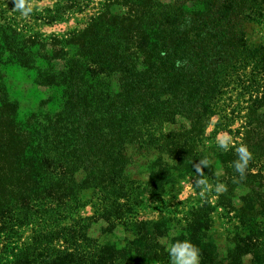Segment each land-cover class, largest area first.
Wrapping results in <instances>:
<instances>
[{"label":"trees","instance_id":"16d2710c","mask_svg":"<svg viewBox=\"0 0 264 264\" xmlns=\"http://www.w3.org/2000/svg\"><path fill=\"white\" fill-rule=\"evenodd\" d=\"M250 4L134 1L130 16L97 17L62 68L44 69L41 84L63 91L59 109L22 124L19 103L0 94V264H169L175 240L195 245L199 264L264 254L256 222L264 217V45H251L244 27L264 15ZM6 5L0 50L34 68L30 39L5 21ZM240 144L252 153L243 180L231 164ZM203 158L205 178L226 190L177 202L178 185ZM138 164L150 171L145 185L129 172ZM237 187L249 191L235 209ZM147 207L159 216L146 219ZM218 207L234 213L225 258L208 239Z\"/></svg>","mask_w":264,"mask_h":264},{"label":"rangeland","instance_id":"374dc122","mask_svg":"<svg viewBox=\"0 0 264 264\" xmlns=\"http://www.w3.org/2000/svg\"><path fill=\"white\" fill-rule=\"evenodd\" d=\"M1 1L7 3V13L4 15L5 21L12 29L21 33L22 39H30L27 46L31 50V57L35 58L34 68L21 66L10 52L3 54V51L0 50V94H9L13 100L19 103L18 121L22 124L33 113L38 114V112H44V110L55 111L60 107L63 91L61 88L41 84L44 69L54 66L62 68L68 59L75 56L78 43H80V39L77 38L78 35L102 13L130 16V13L131 15L133 13L132 10H136L133 5L134 1L137 2V0H27L33 11L27 17H23L18 10H14V0ZM157 1L162 4L174 2V0ZM249 1L250 5H253V9L250 11H260V14L264 15V0H259V3H256V0ZM252 17L253 19L244 25L247 40L251 45H264V21L259 24L261 21L258 20L259 13L252 14ZM47 99H51V102L43 105V102ZM243 122V120H238L234 127L239 128ZM212 129L213 124L208 132ZM225 136L226 134H220L218 139L224 140ZM129 172L142 185H145L150 178V171L141 164H138L136 168L132 167ZM218 172L219 178L222 180L224 178L223 168L219 167ZM192 176H188L178 185L181 192L177 202L187 199L196 201L200 196L204 198V193H214L215 183L207 180L210 187L201 192L199 188L194 186ZM221 183L225 185L223 181ZM234 191L233 203L236 209L243 206L241 197L246 195L249 190L247 187H237ZM216 199L217 196L213 195L212 200ZM142 211V215H145L146 219H156L159 216L158 211H153L148 207ZM92 212L91 207H86L82 214L88 216ZM233 214L228 215L222 207H218L213 212L212 230L214 232L209 233L208 239L213 241L222 258L228 257L229 248L232 246V243H230L232 238L230 239L229 232L233 231L234 228V222L230 220ZM256 222L262 224L261 229L264 230V217ZM102 225V222L93 225L92 230L95 236L99 234ZM249 226L250 224L247 227ZM119 230V236H124L122 229ZM27 235L28 233L25 232L24 237ZM262 242L264 243V237ZM260 253L256 254V257L249 254L242 264H263L261 260H263L264 254ZM224 264L230 263L226 260Z\"/></svg>","mask_w":264,"mask_h":264},{"label":"clouds","instance_id":"9594fccd","mask_svg":"<svg viewBox=\"0 0 264 264\" xmlns=\"http://www.w3.org/2000/svg\"><path fill=\"white\" fill-rule=\"evenodd\" d=\"M14 4V10H18L23 17H27L33 11L31 4L27 3V0H14ZM177 64L179 65V61ZM218 146L223 151L229 150V142L227 140L219 143ZM234 151L237 155V159L231 161V164L234 171L239 174L238 180H243L246 178V170L252 158V153L246 144H240ZM208 163L209 161L207 158H203L198 160V163L192 164L195 168V175L191 178L194 179V186L199 188L201 192L210 187L203 171V169L208 166ZM215 190L217 192L224 191L226 190V186L222 183H218ZM166 250L169 257V264H199V249L189 240H175L170 243Z\"/></svg>","mask_w":264,"mask_h":264}]
</instances>
